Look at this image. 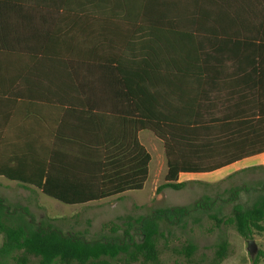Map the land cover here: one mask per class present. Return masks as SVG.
<instances>
[{
  "label": "trees",
  "instance_id": "trees-1",
  "mask_svg": "<svg viewBox=\"0 0 264 264\" xmlns=\"http://www.w3.org/2000/svg\"><path fill=\"white\" fill-rule=\"evenodd\" d=\"M23 2L0 0L1 81L26 75L8 69L11 49L28 43L12 35L7 19L10 12H22ZM122 8L124 16L137 20V31L124 45L112 52L100 44L94 52L59 55L70 65L64 76L77 96L64 103L76 124L64 139L60 160L21 167L14 157L16 165L8 168L0 131V177L64 205L84 206L145 188L152 160L139 140L145 131L164 146L167 173L157 194L183 190L187 183L180 182L181 175L213 174L264 155V0H142ZM8 92L0 87V106L13 102ZM258 191L252 204H244L240 196L249 188L232 190L228 216L210 214L215 201L204 196L192 206L105 224L102 232L110 235L96 241L37 224L28 208L0 198V264L33 259L37 264H164L163 226L195 213H206L216 228L233 227L249 240L264 233V183ZM197 250L187 243L177 253L185 264H199ZM229 251L228 241L219 243L207 264H222ZM261 257L252 264H260Z\"/></svg>",
  "mask_w": 264,
  "mask_h": 264
},
{
  "label": "crops",
  "instance_id": "crops-1",
  "mask_svg": "<svg viewBox=\"0 0 264 264\" xmlns=\"http://www.w3.org/2000/svg\"><path fill=\"white\" fill-rule=\"evenodd\" d=\"M140 4L142 0H24L22 12L8 14L12 35L28 40L11 49L8 63L9 70H22L26 75L15 82L13 78L0 80V87H7L13 101L0 106L2 149L8 168L16 165L14 157L21 159L16 165L21 167L38 164L41 168L48 165L50 157L60 160L64 139L73 135L76 124L64 103L76 101L77 96L70 92L64 76L70 65L59 55L94 52L100 44L106 48L104 52H112L111 48L124 45L137 31V20L124 16L122 7ZM47 38L60 41L38 42ZM80 39L87 40L86 46L77 45ZM34 150L38 157L30 155ZM35 190L0 177V198L13 205L25 208L9 198H22V192L30 195ZM17 191L21 193H13Z\"/></svg>",
  "mask_w": 264,
  "mask_h": 264
},
{
  "label": "rangeland",
  "instance_id": "rangeland-1",
  "mask_svg": "<svg viewBox=\"0 0 264 264\" xmlns=\"http://www.w3.org/2000/svg\"><path fill=\"white\" fill-rule=\"evenodd\" d=\"M139 139L152 157L149 179L142 191L84 206L64 205L38 190L30 195L27 192H13L24 194V197L9 200L26 206L37 224L50 223L66 234H81L88 241H96L110 235L102 232L105 224H120L118 220L123 217L137 220L158 209L192 206L204 196H210L215 201L210 214L228 216L234 205L228 201L232 190L249 188V192L241 193L240 202L252 204L264 183L263 155L213 174L182 175L180 182L187 183L183 190L166 189L157 194V188L165 183L167 173L164 146L148 131L142 132ZM163 234L159 239V249L164 264H185V258L177 252L187 243H194L198 247L195 260L199 264L210 262L214 257L215 247L223 241L230 243V251L222 264H252L260 253L264 254V233L255 234L253 238L246 240L233 227L216 228L206 213H195L183 220H173L163 226ZM137 240L140 237L137 236ZM249 241L254 242L253 257L248 251ZM2 242L3 237L0 235V246ZM32 264H37V260L33 259ZM260 264H264V257L260 258Z\"/></svg>",
  "mask_w": 264,
  "mask_h": 264
},
{
  "label": "water",
  "instance_id": "water-1",
  "mask_svg": "<svg viewBox=\"0 0 264 264\" xmlns=\"http://www.w3.org/2000/svg\"><path fill=\"white\" fill-rule=\"evenodd\" d=\"M248 251H249L250 255L253 257L255 254V246H254L253 241L248 242Z\"/></svg>",
  "mask_w": 264,
  "mask_h": 264
}]
</instances>
